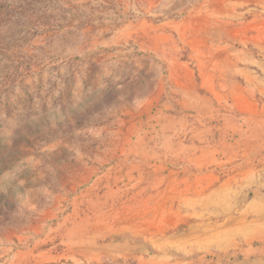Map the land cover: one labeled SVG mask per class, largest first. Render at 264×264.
I'll return each instance as SVG.
<instances>
[{"label": "rangeland", "instance_id": "obj_1", "mask_svg": "<svg viewBox=\"0 0 264 264\" xmlns=\"http://www.w3.org/2000/svg\"><path fill=\"white\" fill-rule=\"evenodd\" d=\"M241 3L0 0V264H264L210 90Z\"/></svg>", "mask_w": 264, "mask_h": 264}, {"label": "crops", "instance_id": "obj_2", "mask_svg": "<svg viewBox=\"0 0 264 264\" xmlns=\"http://www.w3.org/2000/svg\"><path fill=\"white\" fill-rule=\"evenodd\" d=\"M240 5L245 19L242 24L234 22L231 42L236 51L227 57L229 69L210 90L213 106L229 111L230 127L235 129L227 159L241 160L235 165L248 158L258 160V172L264 174V0H242ZM257 191L250 207L252 213L264 216V192Z\"/></svg>", "mask_w": 264, "mask_h": 264}]
</instances>
